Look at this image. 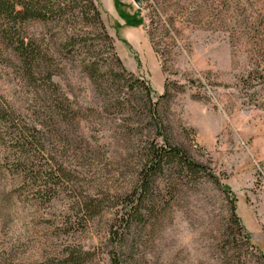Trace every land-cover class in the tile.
<instances>
[{
	"label": "rangeland",
	"instance_id": "rangeland-1",
	"mask_svg": "<svg viewBox=\"0 0 264 264\" xmlns=\"http://www.w3.org/2000/svg\"><path fill=\"white\" fill-rule=\"evenodd\" d=\"M96 1L129 81L150 90L101 87L59 55L54 79L74 112L53 122L47 145L69 176L47 198L0 176V264H75L66 257L76 250V264H111L110 227L150 147L163 144L160 124L232 190L250 241H233L231 201L210 176L166 171L153 186L157 209L131 232L129 264H264V0ZM31 28L55 39L52 25ZM0 93L31 115L36 94L10 50L0 53ZM94 200L103 211L91 216Z\"/></svg>",
	"mask_w": 264,
	"mask_h": 264
},
{
	"label": "trees",
	"instance_id": "trees-1",
	"mask_svg": "<svg viewBox=\"0 0 264 264\" xmlns=\"http://www.w3.org/2000/svg\"><path fill=\"white\" fill-rule=\"evenodd\" d=\"M36 24L52 25L55 39L47 40L33 31L31 27ZM3 50L16 55L22 78L36 97L29 109L31 115L26 116L0 93V176L11 173L24 183H34L39 197L47 198L55 195L58 186L69 176L58 153L52 145H47L48 129L53 122L57 123V119L65 122L74 112L69 99L58 93L59 84L54 79L59 55L81 63L91 81L101 87L120 84L132 91L142 87L143 82L129 81L96 0H0V53ZM105 51L110 57H104ZM130 77L135 78L133 74ZM143 87L149 92V87ZM148 108L156 116V105L150 104ZM163 129L160 124L163 144L150 147L139 186L121 200L122 208L117 210L116 220L110 227L111 264H129L134 249L131 232L145 224L147 213L157 209L153 186L166 171L188 181L199 180L203 174L210 176L231 201V222L236 226L233 241L236 233L250 241L240 223L232 190L187 150L172 144ZM97 201L86 203L91 216L103 211L102 203ZM78 252L71 251L67 261L76 264L85 260L82 252ZM238 264L246 261L240 257Z\"/></svg>",
	"mask_w": 264,
	"mask_h": 264
},
{
	"label": "water",
	"instance_id": "water-1",
	"mask_svg": "<svg viewBox=\"0 0 264 264\" xmlns=\"http://www.w3.org/2000/svg\"><path fill=\"white\" fill-rule=\"evenodd\" d=\"M136 2H137V4L139 5V6H141L142 5V2H141V0H135Z\"/></svg>",
	"mask_w": 264,
	"mask_h": 264
}]
</instances>
